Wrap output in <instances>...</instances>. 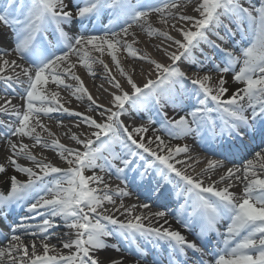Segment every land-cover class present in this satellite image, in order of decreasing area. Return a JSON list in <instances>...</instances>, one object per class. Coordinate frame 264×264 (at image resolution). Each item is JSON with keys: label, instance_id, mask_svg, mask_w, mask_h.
<instances>
[{"label": "snow or ice", "instance_id": "6c2138e0", "mask_svg": "<svg viewBox=\"0 0 264 264\" xmlns=\"http://www.w3.org/2000/svg\"><path fill=\"white\" fill-rule=\"evenodd\" d=\"M189 2L191 0H137L136 3L132 0H0V23L14 29V47L10 51H0V83L5 88L0 93V100H3L0 115L8 117V123L0 119V128L10 150L6 157L7 166L0 164V174L11 167L15 173L27 178L26 181H21L16 175L9 178L7 194L0 192V210L29 201L26 210L31 215L27 219H41V224L34 230L30 231L23 220L11 229L8 246L0 248V262L123 264L111 258L102 260L98 255L109 247L108 241L118 235L137 244L141 254L143 250L139 248L138 238L166 244L176 257H187L189 251L193 256L198 254L197 264H264V148L256 151L253 159H245L241 166L227 167L218 180L211 179L206 173L225 168V165L210 160L205 173H202L206 176V183L205 179L187 174L191 157L189 160L177 159L187 156L189 147L173 146L168 142L193 134L200 135L204 131L215 135L217 130L221 137L226 135L239 139L241 144L245 137L251 138V132H259L264 138V4L245 7L241 0H199L194 8L197 18L181 11ZM105 11L114 18L113 23L119 30L109 27L103 34L89 31L86 22L90 23ZM153 13L165 26L171 20L183 22L179 27L171 25L181 38L177 39L168 31L154 29L149 20ZM222 18L227 19L228 24H224ZM73 22H79L82 29L74 35L64 27ZM245 22L247 29L242 27ZM233 23L242 31L250 32L251 38L249 44L240 49L239 56L226 52L224 66L214 65L215 71L220 74L214 84L208 74L199 75L197 72L188 76L180 69L181 62L198 63L193 52L201 44L218 47L209 40L210 33L221 41L225 40L215 29L223 28L226 34L233 35L230 27ZM134 27H139L149 37L156 35L164 39L167 46L158 50L169 63L152 59L147 54H138V50L126 39L131 35L133 43H136L135 33L130 31ZM49 30L58 34L56 46L59 52L50 50ZM171 47L175 51H169ZM122 49L129 57L149 64L151 71L142 86L121 67L117 54ZM105 52L116 65L124 83L111 75L102 59L93 55L99 53L103 56ZM13 54L24 63L4 59ZM72 57H76L79 65L91 76L95 75L94 64L103 65L109 74L108 82L114 89L109 93V106L98 104L88 92L83 80L73 71L77 64L72 62ZM9 71L12 75L6 74ZM229 72L233 74V81L242 85L231 95L228 94L225 78ZM66 80L75 81V86L65 83ZM50 84L57 89H70L77 100L87 98V111L98 112L100 120L66 107L61 102L60 91L48 89ZM189 84L192 86L191 95L197 97L198 106L179 118H168L165 113L157 130L163 135L154 133L148 137L147 127H130L121 120L128 114L126 105L132 110L153 103L160 109L168 105L179 106L182 101L180 91H186ZM125 85L130 91L125 90ZM13 97L23 101L22 108L12 104ZM249 109L250 116L246 114ZM53 113L77 117L79 121L75 126L79 128L83 124L89 129L86 133L70 135L77 147H68L59 139H53L50 144L41 139L37 127L54 136L41 122V116L50 117ZM11 137L18 139L14 142ZM23 138L33 139L34 144L30 147L23 143ZM37 145L54 150L67 167L39 158L31 151ZM117 145L122 149L120 154L115 152ZM222 154L225 159L228 158L227 151L222 150ZM137 158L144 161L141 179L155 174L166 183L184 185L181 195L185 203L182 207L186 209L189 220L195 218L201 223V234L217 231L220 221H228L221 236L222 244L211 261L202 259L206 245L189 240L180 231L172 229L166 219V211L149 212L146 216L134 215L133 209L137 206L125 209L121 203L116 211L124 209L121 215L128 216L126 221L106 214L105 202L114 205L116 201L107 191L108 185L104 183L103 176L95 173L87 176L85 172L95 169L105 172L115 168L120 178V174ZM21 159L30 162L31 166L19 163ZM117 160L122 167L113 163ZM177 164H183L184 169L177 168ZM101 184L103 194H100ZM220 184L225 186L218 187ZM238 184H243L242 195L231 191ZM159 187L158 183L157 189ZM118 195L127 197L130 193L120 190ZM138 207L149 209L151 205L144 203ZM176 219L186 230L190 228V223L181 216ZM58 220L74 236L62 243V249L69 250L67 254L46 242L50 230L61 226ZM18 228L23 229L27 236L39 237L40 244L37 245L35 239L30 245L25 244L23 236L17 234ZM38 247L42 248V254H38ZM111 247L120 251L119 245ZM16 253L21 254L19 259Z\"/></svg>", "mask_w": 264, "mask_h": 264}, {"label": "bare ground", "instance_id": "6f19581e", "mask_svg": "<svg viewBox=\"0 0 264 264\" xmlns=\"http://www.w3.org/2000/svg\"><path fill=\"white\" fill-rule=\"evenodd\" d=\"M199 0H191V2L187 3L186 7L181 9L184 14L198 17V13L194 11V8L196 7ZM243 5L245 7L251 6H259L261 4H264V0H241ZM107 13V11L102 12L100 15H104ZM223 19V18H222ZM151 26L154 29L157 30H165L168 31L170 35L176 37L177 39H180V35L171 27L172 24H176L177 27H179L183 22H178L175 20H171L169 22L168 26L162 25L159 23V17L157 14H154L152 17L149 18ZM92 21L90 23L86 22V25L89 29V31H95L99 34H103L104 30H106L109 27H116V30L118 29V26L116 24H113L109 27L102 26L100 28H93L91 25ZM224 24H228L227 19H223ZM0 23V51L4 50H11L14 47V35L9 34L6 32L5 25H1ZM72 27V35L76 34L78 31H81V26L79 22H73L71 25H65L64 27ZM187 27V25H184ZM233 31V35H228L225 33V30L223 28L215 29L214 31H218L221 36L225 37L224 41H221L217 39V37L213 34H209L208 37L209 40L214 45H218L217 48L226 47L227 49L229 47H233L235 49L240 50L244 46H247L249 44L251 34L249 37H242L244 32L248 31H242L241 28H238L236 23H233L230 25ZM243 29H247L248 25L245 22L243 24ZM194 30V29H193ZM131 32L135 33L136 36V43H133V37L129 35L126 39L128 43H131L134 49L138 50L139 55L147 54L152 59H155L160 62L169 63L167 58L163 55L161 51L158 49L162 46L166 47L167 43L164 41L162 37L153 35L152 37H149L146 32L142 31L139 27H134L130 30ZM49 34H51V42L57 43V36L56 33H54L52 30H49ZM239 37H242V40L239 41ZM204 45V44H203ZM213 50L217 51L216 47H213ZM203 47L202 44L200 47L193 52V56L195 57V61L198 63H188V62H181L179 64V67L182 71L186 72L188 76H192L194 73H197L199 75L208 74L215 72L214 64L212 61H210V56H204L203 54ZM169 51H175L174 47H171L168 49ZM221 50V49H219ZM53 51L59 52L58 48H55ZM218 52V51H217ZM93 55L99 57L104 61L105 64L108 65V68L111 72L112 76H115L117 80H120L121 83H124L123 78L120 76L119 70L117 69L116 65L112 62L110 56L107 55V52L103 56H100L99 53H94ZM118 59L120 61V65L123 68V70L130 75L133 76V79L139 84L143 85V83L146 82L148 79V72L151 71L150 66L148 63L141 61L136 58L129 57L127 52H125L123 49L117 54ZM204 57V58H203ZM4 59L11 60H17V63H24L23 61L19 60L18 57L13 54L10 56H5ZM72 62L77 64V67L73 69L76 75H78L84 83V86L87 88L88 92L93 96L94 99L97 100V103L100 105L109 106V100L111 99L109 93L114 91V89L111 87L109 80V74L105 72L103 65L100 63H96L93 65V71L94 76H91L88 74L87 70L84 69L79 65V62L77 61L76 57L71 58ZM203 60V61H202ZM27 66V64H25ZM202 66V67H201ZM19 69H17L18 71ZM134 70V71H133ZM7 75H12L11 71L6 73ZM152 78L154 79L155 76L153 75ZM65 83L74 85L76 84L75 81L72 80H66ZM189 87V85H187ZM242 87V85H241ZM48 89L50 91H60V95L63 98L61 102L65 103V106L70 108L71 110L79 111L82 113H85L87 115L94 116L97 120H100V116L98 112H88L87 108L89 105V101L87 98H83L81 100H77L72 96L71 90H65L63 88L57 89L55 85L50 84L48 86ZM5 90L4 85L0 83V93H3ZM125 90L130 91V89L125 85ZM12 104L16 105L17 107H21L23 105V101L17 97L12 98ZM0 104H3V100H0ZM128 105H126L127 108ZM248 115V112L246 113ZM250 114V112H249ZM148 116L147 112V106L142 107L137 112L131 111L128 109V114L121 117V120L130 127H136L139 125L140 121L143 119H146ZM0 119H3L5 123H8V117L5 115H0ZM79 121V118L74 116H69L67 114L63 113H53L50 117H44L41 116V122L48 127V129L54 133V136H49L47 132H43L39 127H37V132L41 133V139L43 141L48 142L49 144L53 139H59L60 143L68 146V147H77L70 139V135L72 133H86L89 131L83 124L79 128H77L75 125ZM3 129L0 128V164L6 165V157L10 154V150L8 149V145L5 143V140L3 138ZM257 135L261 136L259 132H256ZM163 135V133L161 134ZM11 139L15 142L17 141V137H11ZM167 139V138H166ZM173 139L168 140V142L174 146ZM23 143L28 144L30 147L34 144V140L30 138H23ZM182 145H187L190 149V152L187 156H180L177 157V159L180 160H189V157L191 159L189 160L190 167L187 168V174L192 175L194 177H199L201 179H205V182L207 183V179L205 175H202V173H205V170L207 169L208 162L210 160H215L220 162V150L216 149L213 145H211L209 139L202 138L200 141H188ZM262 148H264V139L260 140L251 150H248L245 152L244 156L242 157H235L229 159V165L225 166V168H217L214 171L206 173V175L211 176V179L218 180L219 176L224 173L225 169L227 167H233V166H241L245 159H253L254 153L256 151H260ZM31 151L36 154L39 158H46L48 161H51L53 164L65 167L66 164L61 161L57 155V153L52 150L51 148L44 149L43 147L37 145L34 148H31ZM21 164H28L30 165V162L26 160H19L18 161ZM7 166V165H6ZM122 167V165H120ZM177 168H180L181 170L184 169L183 164H177ZM143 167L139 168L138 171H142ZM137 172V170H136ZM12 175H16L18 179L21 181H26V177L22 174L15 173L14 170L11 167H8V171L4 174H0V183L3 184V189L8 190L9 188V178ZM137 175V173H136ZM153 178L155 177L153 174H150ZM104 177V183L108 185L107 191L113 196V199L116 201V203L108 204L105 202L104 207L111 208L115 207L114 210H110L111 213H115L116 208H119V205L121 203L124 204L125 209L132 208L134 205L137 206L133 209V213L137 215H148L149 212H156V211H166L168 213L166 219L170 222V225L172 229L180 231L183 235H185L189 240L191 239L192 232L187 231L184 227L181 226L180 223H177L176 217L179 215L182 219L188 222L187 218L183 215L182 211L179 210V207L185 203L184 199L181 197H171L172 199L169 200L168 196L170 195V192L168 189H164L162 187H159L162 196L160 198H157L156 200L150 197L148 194L142 193L136 186H135V177L131 173V170L127 169L124 173L120 174V178L117 177L116 169L111 168L108 171H105L102 175ZM161 185V183H159ZM163 185V184H162ZM95 186V185H93ZM225 185L220 184L218 187H223ZM100 188V194H103V184L99 186ZM120 190L128 191L130 193L127 197H121L118 195V192ZM243 190V184H238L237 186H234L231 191L236 193L237 195H242ZM148 203L151 205L149 209H141L138 207L141 204ZM11 207H14V209L10 213L7 214V216L0 220H2L3 230L2 235L0 237V248L7 247L10 240L8 237L11 236V229L14 227H17V225L20 223V221L24 222H31L29 225V230L36 229L41 224V219L39 217L37 218H31L27 219L31 214L27 212L26 206H23V204L20 202L18 204H13ZM184 208H181V210ZM6 208L0 210V212L5 211ZM123 210L124 209H120ZM117 212V211H116ZM35 221H38L35 223ZM191 221L198 225L200 223L195 218H192ZM58 223H61L59 220ZM162 222V221H161ZM228 223L227 220H222L217 225V231H213L209 233L211 239H208L204 241L203 245H206L205 248L211 249L213 242L216 240V244L220 246L222 244L221 236L226 231V224ZM60 226V227H61ZM192 226V225H191ZM62 231L56 232V228L54 230H50L49 239L46 241L50 245H55L58 249H61L63 253H68L69 250L62 249V243L67 242L68 240L74 238V236L70 235V231L63 227L61 228ZM62 232V233H61ZM17 234L23 236L24 243L30 245L32 241L35 239L37 245L40 244L39 237H32L27 236L24 234L23 229H17ZM115 241L118 242L117 245H119L120 251H115L111 245L109 244V247L102 251L101 253H98V255L101 257L102 260L111 258L115 259L117 261H122L123 264H172L167 263L165 261H160V259L154 255V249L150 248L148 246L146 253H143L137 257L136 255H133L130 252V248L120 239V236H115L113 238ZM113 239H110L108 243L111 241H114ZM198 243V242H197ZM147 244V243H146ZM152 245L156 247H160L162 250H167V245L163 243H157V242H151ZM216 245V251H219V247ZM38 252H42V248L38 247ZM20 253H16V256L18 257ZM196 257V256H195ZM197 258V257H196ZM213 258L210 259H204L206 261H211ZM0 264H3V262H0Z\"/></svg>", "mask_w": 264, "mask_h": 264}, {"label": "rangeland", "instance_id": "374dc122", "mask_svg": "<svg viewBox=\"0 0 264 264\" xmlns=\"http://www.w3.org/2000/svg\"><path fill=\"white\" fill-rule=\"evenodd\" d=\"M132 2L133 3H136L137 0H132ZM141 2H143V0H141ZM154 14L155 13L151 14L150 17H152ZM204 46H205L204 48L206 50H209L210 51V47L208 45L205 44ZM222 49L223 50H227L229 52H232L235 56H239L240 55V51L236 53V52L232 51L231 48H228L227 49L226 47H222ZM227 51H225V52L222 51L221 53L220 52H215V54L212 55V58H210V61H212V63H214V65H219L220 67H223L224 64H225V61H226V52ZM216 55H218L219 58L216 59ZM236 70L237 71L239 70V65L236 66ZM232 75L233 74L231 72L225 74V78L228 81V83H227L226 86L229 89V93H228L229 95H231V93L233 91H235L237 88H240L241 87L240 84H237V83H235L233 81ZM210 76H212V78H213L212 83L214 84L219 79L220 74L215 71L214 73H211ZM194 107L195 106H193V105L190 106L187 103L185 105L179 104V106H175V107L172 106V105H168L165 108L160 109V111L156 112L155 114H153L152 112H149V115H148L147 119L140 121V123H139L138 126H144V127H147L149 129V132L147 133V136L148 137L153 136L154 133L155 134H162L161 132H158L157 130L160 129V127H161V123H162V121L164 119V114L165 113L167 114V117L168 118H173V117L179 118L180 115H184L186 112L190 111ZM151 121H154V123L151 122ZM194 138H195V134L189 135V136H185V137L180 138V139H173V140H175L174 141V146H176V145H182V144H184V143H186L188 141H193ZM115 152L118 153V154H120V153H122V149L117 145L115 147ZM104 155H107V153H105ZM118 162H120V161L117 160V161H114L113 162L116 165V167H118V164H119ZM101 163H103V161ZM94 173L96 175H101V176L104 174V172H101L100 170H98V171H96V170H87L86 171V175L87 176H91ZM0 190L1 191L4 190L3 189V184H1V183H0ZM28 203H29V201L26 202V204H25L26 207H27V204ZM107 209H108V213H110V210H114L115 207H111V208H107ZM122 212H123V210H119L117 212L115 210V213H111V214H113L114 217H118V218H122V219H128V216L127 215H121ZM134 215H137V214H134ZM36 222H38V221H35V223ZM24 223H26V222H24ZM30 223L31 222H27L26 224H30ZM59 231H60V229H56V232L59 233Z\"/></svg>", "mask_w": 264, "mask_h": 264}]
</instances>
